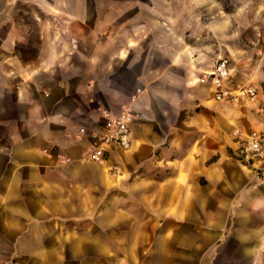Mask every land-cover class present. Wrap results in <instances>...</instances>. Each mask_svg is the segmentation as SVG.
Returning a JSON list of instances; mask_svg holds the SVG:
<instances>
[{"label": "crops", "instance_id": "1", "mask_svg": "<svg viewBox=\"0 0 264 264\" xmlns=\"http://www.w3.org/2000/svg\"><path fill=\"white\" fill-rule=\"evenodd\" d=\"M219 57L264 89V0H0V264H264V99Z\"/></svg>", "mask_w": 264, "mask_h": 264}, {"label": "built area", "instance_id": "2", "mask_svg": "<svg viewBox=\"0 0 264 264\" xmlns=\"http://www.w3.org/2000/svg\"><path fill=\"white\" fill-rule=\"evenodd\" d=\"M232 65L229 58L219 57L212 61L211 71L202 78L203 82L211 81L214 86L215 99L222 103L241 104L243 101L256 102L264 99V89L250 81L248 84L233 87L230 85ZM104 130L95 133V144L90 150V157L96 162H103L108 148L114 144L125 151L132 147L131 130L134 116L131 111L114 115L104 111ZM236 135L239 131L235 132ZM241 152L253 160L264 159V132L250 133L242 143ZM259 173L264 177V170Z\"/></svg>", "mask_w": 264, "mask_h": 264}]
</instances>
